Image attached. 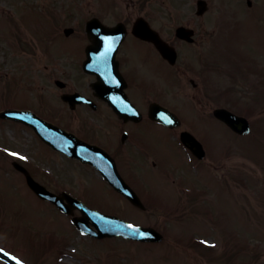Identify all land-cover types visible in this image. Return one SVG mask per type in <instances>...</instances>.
I'll list each match as a JSON object with an SVG mask.
<instances>
[{"label":"rangeland","instance_id":"obj_1","mask_svg":"<svg viewBox=\"0 0 264 264\" xmlns=\"http://www.w3.org/2000/svg\"><path fill=\"white\" fill-rule=\"evenodd\" d=\"M152 1L161 2V16L158 15L154 24L163 33L172 35L175 25L190 23L193 26L196 23L193 27L200 31L202 26L206 37L201 48H194L193 53L196 55L206 47L207 52L203 54L208 59L209 69L205 72L208 81L206 77L203 81L206 89L203 98H191V87L179 76L178 81L172 80L171 85L160 82V88L167 96L158 95L178 110L185 125L186 121L193 122L192 130L205 139L209 151L208 158L198 164L197 174L193 169L192 173L188 171L190 176L186 177L187 183H183L191 187L186 188L189 193L180 191V183L174 185L163 177L161 179L165 183L158 182L159 189L168 185V194L173 197H168L171 205L184 207V220H169V209L161 207L145 213L131 209L132 206L121 197L110 196L102 192L100 186H93L98 198L89 199L92 205H101L108 212L136 224L156 227L165 239L152 245L118 238L100 242L88 241L91 240L89 238L78 240L76 229L64 216H57L44 204L38 206L30 196H27L29 200L25 204L15 201L22 188L17 187L18 177L13 169L2 161L8 174L0 176V246L12 254L21 258L15 252H24L26 258L33 260L32 264H57L56 253L50 259L42 250L43 246L39 245L34 252L41 250L40 253L34 254L44 263L30 258L32 253L27 248L41 241L63 247L70 242L60 251L62 255L59 254L58 264H264V0H250V7L247 6L248 0H209L208 12L202 21L197 22L193 20L196 0ZM104 2H112L110 10H106ZM122 2L128 0H0V104L6 103L3 92L8 94L6 86L9 83L14 84V90L30 84H44L46 76L36 58L43 38L51 41L54 51L49 53H57L50 55L49 60L56 69L51 71L54 76L69 80L67 72L76 74L81 84L87 83L89 79L79 75V64L84 57L82 48L87 44L84 23L91 16H102L109 23L121 19L126 9ZM56 24L59 34L54 37ZM64 26L76 28L73 39L81 38L80 54H75L79 53V44L67 41L63 36ZM60 39L67 42H59ZM55 58L61 60L53 61ZM135 76H141L145 82H156L146 74L145 67H140ZM73 83L76 84L75 81ZM197 99L203 101L208 119L200 117ZM214 107L246 117L252 127L251 135L236 137L225 125L212 119L210 114ZM167 138V143L171 144L170 147L164 146L171 164L169 170L179 178L178 175L186 172L184 166H190L185 161L186 155L175 147L174 140ZM0 141L26 152L32 157L30 161L42 164L58 176L68 171L65 161L33 145L23 128L0 122ZM151 142L149 140V144ZM158 142L155 141L156 144ZM208 163L216 166L215 170L209 168ZM83 171L85 174L79 169L74 170L80 176L87 174ZM63 180L66 181L65 178ZM165 193L160 196V201ZM15 202L21 206L14 207ZM164 217L168 221L163 222Z\"/></svg>","mask_w":264,"mask_h":264},{"label":"flooded vegetation","instance_id":"obj_2","mask_svg":"<svg viewBox=\"0 0 264 264\" xmlns=\"http://www.w3.org/2000/svg\"><path fill=\"white\" fill-rule=\"evenodd\" d=\"M126 15L124 17V26L128 29L127 37L124 43L120 46V49L115 58H117L122 75L127 81L126 93L130 100L138 101L147 98L155 94V89L150 84H145V80L140 76H135V73H139L140 67L146 68V74L151 77L157 74L160 68V64L164 59L160 56L158 51L154 48L150 42L142 41L131 34V29L135 20L139 17L146 19L151 27L154 28V21L157 16L146 2H126ZM155 29V28H154ZM160 32V31H158ZM205 40L201 38V42ZM166 41L171 45L178 47V56L180 64L184 63L183 60L186 57H182L183 53L180 51V47L183 46V42L179 40L170 39L166 36ZM196 44V43H195ZM201 67L199 75H201L200 82L205 77L207 69V57L205 54L200 53ZM48 57H46L45 69H48L47 65ZM180 72L181 75H189L193 72V69L188 66L174 67ZM188 68V69H187ZM187 69L188 71H184ZM59 70V68L57 69ZM63 73V72H62ZM70 78L65 82L63 88L59 91L60 95L72 94L75 91H82L80 89L79 82L67 74ZM65 75V76H66ZM91 77V81H94V77ZM76 82V84L73 83ZM189 83L193 88L197 87V84L189 79ZM145 85H148L145 88ZM198 90V89H197ZM198 92H201L199 90ZM86 97L94 101V109L88 105H77L73 110L69 109V105L62 103L61 107H53L51 99L53 97L45 96L42 100H37L32 105V110L40 117L53 122L62 129L73 133L81 140L90 144L97 145L110 154L114 155L118 164L125 166V173L129 175L128 180L134 186H139V183H143L142 165L146 157L147 151L144 148V140L146 138L144 118L140 122L123 121L114 115L111 108L104 101L98 100L91 90H83L82 92ZM59 99L61 97L59 96ZM139 110L140 106L136 105ZM142 114L143 111L141 110ZM148 125H154V123L148 120ZM149 135V133H147ZM155 166V163H152Z\"/></svg>","mask_w":264,"mask_h":264},{"label":"water","instance_id":"obj_3","mask_svg":"<svg viewBox=\"0 0 264 264\" xmlns=\"http://www.w3.org/2000/svg\"><path fill=\"white\" fill-rule=\"evenodd\" d=\"M202 6V2H199V7L201 8ZM91 27H88V31H90ZM101 29H104V30H107L106 28L104 27H101ZM178 36H183L184 35V29H179L178 30ZM99 36H100V33H99ZM86 71H90L89 70V62H88V66L86 67ZM152 117H155V118H159V119H162L161 116H157L155 114V108L153 107V109L151 110V114H150ZM215 115L216 117H218L220 120L224 121L226 124H228L230 127H232L236 132L238 133H242V126H244L246 124V122L243 120V119H239V118H233L231 115L225 113L223 110H218L215 112ZM164 120V119H162ZM183 137V142L184 144L188 147V148H191L192 150L196 149L198 144L196 143V141L193 139V137H191L190 135L188 134H184ZM134 203H137L134 199L132 200ZM89 216L91 217V215L89 214ZM92 218V217H91ZM93 218L96 222H98V224H100L102 227L104 226H108V225H111L114 223V221L112 219H108V218H103L102 216L100 215H95L93 214ZM81 226L83 227V225L81 224ZM100 228V227H99ZM120 229L123 230V228L121 227ZM101 230H103L101 228ZM127 234H130V235H134L136 236L137 238H140L141 236L138 234V233H133V231H129V232H126ZM159 239V238H158Z\"/></svg>","mask_w":264,"mask_h":264},{"label":"snow or ice","instance_id":"obj_4","mask_svg":"<svg viewBox=\"0 0 264 264\" xmlns=\"http://www.w3.org/2000/svg\"><path fill=\"white\" fill-rule=\"evenodd\" d=\"M10 155H13V156H15L16 155V153H10ZM20 159H24V157H20ZM129 228H131L132 226L131 225H129L128 226ZM140 236H144L145 234L144 233H142V232H139L138 233Z\"/></svg>","mask_w":264,"mask_h":264}]
</instances>
